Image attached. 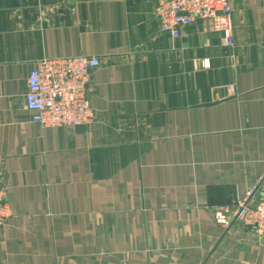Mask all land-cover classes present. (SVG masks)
Instances as JSON below:
<instances>
[{
    "label": "crops",
    "instance_id": "1",
    "mask_svg": "<svg viewBox=\"0 0 264 264\" xmlns=\"http://www.w3.org/2000/svg\"><path fill=\"white\" fill-rule=\"evenodd\" d=\"M158 0H0V264H264L217 208L264 178V0L231 35L195 19L171 38ZM96 57L87 125L42 128L24 106L45 58Z\"/></svg>",
    "mask_w": 264,
    "mask_h": 264
},
{
    "label": "built area",
    "instance_id": "2",
    "mask_svg": "<svg viewBox=\"0 0 264 264\" xmlns=\"http://www.w3.org/2000/svg\"><path fill=\"white\" fill-rule=\"evenodd\" d=\"M246 0H158L154 14L162 33L171 38L180 36L187 22L203 19L211 22L214 31L230 36L231 4ZM99 67L96 57L70 56L45 58L35 63L27 79L28 91L24 106L31 122L42 128H72L89 124L95 117L88 98L90 77ZM11 217L0 186V227ZM214 223L225 231L237 221L249 228L253 237L264 244V178L257 186L230 207L213 212Z\"/></svg>",
    "mask_w": 264,
    "mask_h": 264
},
{
    "label": "rangeland",
    "instance_id": "3",
    "mask_svg": "<svg viewBox=\"0 0 264 264\" xmlns=\"http://www.w3.org/2000/svg\"><path fill=\"white\" fill-rule=\"evenodd\" d=\"M154 9H155V8H154ZM259 181H260V180H259ZM258 183H259V182H258ZM258 183H257V184H258ZM256 186H257V185H256ZM254 187H255V186H254ZM252 188H253V187H252ZM250 189H251V188H250ZM248 190H249V189H248ZM213 220H214V218H213ZM233 225H234V224H233ZM217 226H218V225H217ZM219 227H220V226H219ZM220 228H221V227H220ZM222 229H223V228H222ZM223 230H224V229H223ZM224 231H225V230H224ZM228 231H229V230H228Z\"/></svg>",
    "mask_w": 264,
    "mask_h": 264
}]
</instances>
